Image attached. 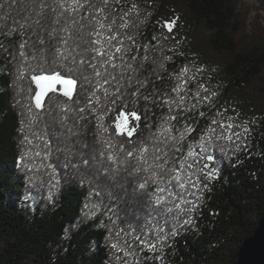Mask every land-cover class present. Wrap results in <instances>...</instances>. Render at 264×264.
<instances>
[{
	"label": "trees",
	"instance_id": "trees-1",
	"mask_svg": "<svg viewBox=\"0 0 264 264\" xmlns=\"http://www.w3.org/2000/svg\"><path fill=\"white\" fill-rule=\"evenodd\" d=\"M136 2L140 15L132 31L137 55H145L146 46L150 57L141 70L143 76L160 87L184 66L191 70L189 74L203 68L197 79L219 94L217 107H228L232 115L235 108L240 119L252 121L247 151L235 156L215 151L218 178L211 183V192L204 194L194 224L177 225L178 235L169 239L162 261L144 252L141 255L147 259L142 264H238L244 240L264 214V15L252 19L243 0ZM10 3L0 0V15L17 17L19 6L10 8ZM259 3L264 9V0ZM166 21H175L171 33ZM7 22L11 25L12 20ZM18 39L0 36V44L8 49H0V264H116L108 217L119 215L126 221L139 217L143 222L151 208L138 191L137 177L123 168L117 171L113 166L104 178L93 175L101 165L108 167L96 156L99 145L93 125L77 129L78 134L70 138L59 125L49 129L51 160L60 181L55 188L42 184L41 179L47 178L40 173L17 166L29 147L23 137L32 138L33 131L51 123L45 111L41 122L31 130L28 126L25 105L30 80L27 74L17 79V62L8 54ZM144 123L140 122V134H147ZM65 147L67 152L55 151ZM97 187L105 189L101 196L93 193Z\"/></svg>",
	"mask_w": 264,
	"mask_h": 264
},
{
	"label": "snow or ice",
	"instance_id": "snow-or-ice-1",
	"mask_svg": "<svg viewBox=\"0 0 264 264\" xmlns=\"http://www.w3.org/2000/svg\"><path fill=\"white\" fill-rule=\"evenodd\" d=\"M12 5L19 6L18 15H0V36L19 37L8 54L17 62V79L27 74L30 80L28 126L31 130L41 122L45 111L51 117V123L33 131L32 138L23 137L29 147L17 166L40 173L47 178L41 183L55 188L60 181L51 160L49 129L59 125L70 138L77 129L93 125L99 145L96 156L108 163L93 175L104 178L113 166L117 171L123 168L137 177L138 191L151 208L143 222L139 217L135 221L108 217L114 261L142 264L147 259L144 252L162 261L169 239L178 235L177 225L194 224L204 194L218 178L215 151L233 156L247 151L252 121L240 119L235 108L232 115L228 107H217L219 94L197 79L203 68L189 74L184 66L160 87L143 76L150 57L146 46L145 55H137L132 31L140 15L136 0H11ZM164 26L171 33L175 21ZM0 49L8 51L3 44ZM142 120L147 134H140ZM82 163L87 166L89 160ZM104 191L93 189L96 196ZM166 225H171L168 231Z\"/></svg>",
	"mask_w": 264,
	"mask_h": 264
},
{
	"label": "water",
	"instance_id": "water-1",
	"mask_svg": "<svg viewBox=\"0 0 264 264\" xmlns=\"http://www.w3.org/2000/svg\"><path fill=\"white\" fill-rule=\"evenodd\" d=\"M237 263L264 264V214L255 231L244 240Z\"/></svg>",
	"mask_w": 264,
	"mask_h": 264
},
{
	"label": "rangeland",
	"instance_id": "rangeland-1",
	"mask_svg": "<svg viewBox=\"0 0 264 264\" xmlns=\"http://www.w3.org/2000/svg\"><path fill=\"white\" fill-rule=\"evenodd\" d=\"M244 5L251 10V18H257L258 15H264V9L261 8L259 0H243ZM263 22L264 20L261 19Z\"/></svg>",
	"mask_w": 264,
	"mask_h": 264
}]
</instances>
